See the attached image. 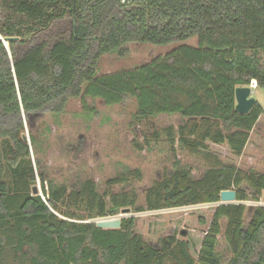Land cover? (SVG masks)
Returning a JSON list of instances; mask_svg holds the SVG:
<instances>
[{
    "label": "trees",
    "instance_id": "1",
    "mask_svg": "<svg viewBox=\"0 0 264 264\" xmlns=\"http://www.w3.org/2000/svg\"><path fill=\"white\" fill-rule=\"evenodd\" d=\"M194 37L195 46L98 75L102 56H124L130 43ZM253 84L264 88V0H0V264H222V233L232 254L227 264H264V205L243 203L248 189L253 200L264 196V173L224 161L209 145L243 154L264 106L239 113L236 88ZM129 97L139 122L182 117L168 130L172 149L178 142L204 161V173L195 177L175 159L173 172L148 189L146 208L126 191L129 174L107 181L124 184L120 192L104 194L90 179L79 188L50 179L35 118L63 113L70 98L87 109L88 98L114 105ZM130 175L142 178L140 170ZM38 178L42 193L34 194ZM232 188L240 202L221 203ZM202 203L217 205L197 260L175 235L148 242L135 216L123 217L119 229L95 222L128 207L139 213Z\"/></svg>",
    "mask_w": 264,
    "mask_h": 264
},
{
    "label": "rangeland",
    "instance_id": "2",
    "mask_svg": "<svg viewBox=\"0 0 264 264\" xmlns=\"http://www.w3.org/2000/svg\"><path fill=\"white\" fill-rule=\"evenodd\" d=\"M197 43V37L166 45L130 43L125 47L124 56L119 53L103 55L98 75L136 68L181 44L195 46ZM251 86L253 95L264 106V88L255 84ZM87 101L86 109L80 98H70L63 113L41 114L35 118V133L41 144L40 154L50 179L67 184L70 188H79L90 179L96 183L100 193L104 194L105 191L120 192L124 184L110 186L107 181L129 174L132 180L127 184L126 191L137 193L138 204L146 208L148 189L173 172L175 159H180L186 167H191L195 177L204 173V161L182 152L178 149V142L175 144L177 151L174 153L172 149L168 130L170 127L178 129L182 119L180 115L161 114L139 122L135 118L138 111L135 98L129 97L123 103L114 105H108L101 99L88 98ZM25 135L30 139L29 128ZM209 145L220 153L224 161L234 162L245 171L264 173V114L251 132L241 156H235L227 144L214 145L209 142ZM136 170L142 172L141 179L136 180L130 175L131 171ZM37 185L41 194L40 178ZM247 194L251 199L243 203L250 207L264 201V196L260 201L253 200L249 189ZM238 202L240 201L235 203ZM216 205L202 203L139 213L132 209L125 217H137L136 231L148 242L158 243L161 238L169 235L188 241L190 252L197 260ZM251 214L250 210L247 219ZM111 217L114 216L105 218ZM222 225L224 231L226 220ZM219 240L217 253L222 264H227L232 256L231 249L223 233Z\"/></svg>",
    "mask_w": 264,
    "mask_h": 264
},
{
    "label": "water",
    "instance_id": "3",
    "mask_svg": "<svg viewBox=\"0 0 264 264\" xmlns=\"http://www.w3.org/2000/svg\"><path fill=\"white\" fill-rule=\"evenodd\" d=\"M17 37H9L7 41L17 40ZM236 109L241 114L250 113L258 101L257 98L253 95L252 86H238L236 88ZM24 140L30 141L27 135H24ZM34 194H40L39 186L36 185L33 187ZM238 201V193L234 189H227L221 192V202L222 203H235ZM131 212V208L122 209L121 215L111 218H100L97 219L96 226L102 229H119L122 226V219Z\"/></svg>",
    "mask_w": 264,
    "mask_h": 264
},
{
    "label": "built area",
    "instance_id": "4",
    "mask_svg": "<svg viewBox=\"0 0 264 264\" xmlns=\"http://www.w3.org/2000/svg\"><path fill=\"white\" fill-rule=\"evenodd\" d=\"M222 203V202H221ZM260 205H264V201H262V202H260ZM117 216V215H116ZM116 216H114V217H116Z\"/></svg>",
    "mask_w": 264,
    "mask_h": 264
}]
</instances>
